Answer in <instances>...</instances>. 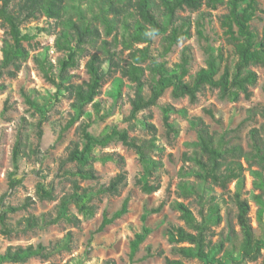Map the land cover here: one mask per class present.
<instances>
[{
	"label": "rangeland",
	"instance_id": "obj_1",
	"mask_svg": "<svg viewBox=\"0 0 264 264\" xmlns=\"http://www.w3.org/2000/svg\"><path fill=\"white\" fill-rule=\"evenodd\" d=\"M67 1L75 20L83 19L97 26L101 34L93 42L83 45L84 49L79 56L78 64L69 70L73 74L72 80L81 83L89 79L86 63L95 53L100 54L102 58L107 57L105 47L109 45L104 44L105 40L116 43L111 48L115 53V59L120 65L126 64L130 59V50L123 48L122 41L124 37H129L130 31L124 28L123 23H118L113 33L108 35L106 24L98 18L103 0ZM259 4L261 10L256 11L251 23L258 38L264 39V0H259ZM227 12L226 3L216 9L203 5L198 10L186 8L178 11L180 18L177 23L187 18L191 22L189 29L191 35L181 38L172 46L171 51L161 58L165 61L170 74L181 73L180 64L183 62L185 48L189 61L186 65L187 73L183 76L184 81H192L200 68L208 65L210 57H214L219 65L220 71L217 77L223 73L227 65L234 68L238 56L235 45L226 33L221 20ZM109 16L114 15L110 13ZM129 21L133 22L132 19ZM20 26L22 33L30 36L29 40L24 41V44L30 48V56L22 64L23 67L17 76L2 78L6 89L0 90V195L7 194L5 201L13 205L25 203L28 197L31 198L32 203L10 214V222L16 223L15 221L30 214L41 215L51 212L56 215L61 197L72 191L71 183L76 178L81 186H90L95 190L108 186L116 174L123 170L127 172V179L118 194L99 193L95 197L93 203L97 209L90 217H85L75 204H71V213L81 219L79 226L60 221L46 228H35L10 237L0 233V253L9 245L31 243L49 245L63 239L69 233L71 237L70 248H64L49 258L33 257L24 263L7 264H167L168 258L182 260L184 264H202L197 258H186L178 253L175 249L177 244L170 238L174 226L187 227L181 218V212L172 206L174 200L184 201L201 219L202 205L199 199L196 195L187 198L181 196L178 186L182 180H195L194 177L183 176V171L194 166L193 162L185 161V154H191L194 150L189 142L198 139L197 131L189 123V117H202L217 140L224 136L228 145L238 144L246 151L251 150V129L260 128L264 137V66H252L258 73V80L251 86L250 98L242 96L236 102L223 99L219 96L218 89L207 85L199 92L197 100L192 101L189 96L176 98L171 86L166 89L156 105L139 112L136 118L129 119L134 89L129 85L128 78L123 77L122 96L118 100L114 99L110 94L113 80L122 76V73L119 68H112L107 61L102 68L109 74L101 93L96 97L100 103V111L97 112L93 104L87 105L91 114L81 117L70 128L64 130L71 119L73 109L70 106L72 99L68 95H62L58 101L53 102V106L48 111L47 118L42 124L43 135L39 139L40 113L27 105L22 90L28 91L40 100L44 95L53 94L56 86L46 79L37 66L34 55L40 51H47L49 59L54 63V70L57 71L58 61L66 56V52L56 46V38L61 28L54 19L40 14L36 19L25 21ZM4 36V28L0 26V60ZM146 45L150 46L153 57L160 58L164 50V35L153 36L150 43L133 44L134 48H143ZM143 65L146 69L145 93L149 95L152 84L156 83L155 73L151 68L154 64L149 59ZM166 106L175 108L170 114V121L177 128V133L170 131L165 123ZM181 109L187 111V116L179 112ZM250 109L252 111H249ZM144 121L151 122L155 129L147 128L143 124ZM84 122H91L88 131L97 137L107 126L116 125L119 129H127L131 136L140 140L154 139L158 149L150 151L149 154L162 165L151 178V182H159L160 188L152 193L142 190L137 179L143 175L144 164L134 149L125 146L119 140L94 148L95 158L91 166L95 169L97 178L82 179L72 175L70 170L76 169V163L65 160L73 143L77 142L80 147L83 146L81 126ZM19 135H22L24 145L23 152L19 156L18 168H15L13 150ZM105 153L119 154L124 158V162L121 163L119 160L104 162L101 157ZM242 161L247 166V163ZM11 173H15L18 179H21L14 189H10L8 183ZM245 174L246 184L242 190V198H247L249 201V210L245 219L241 217V209L235 196V182L229 183L227 188L213 183L208 184L205 214H209V199L216 200L221 207V220L212 226L209 236L212 244L221 241L224 243L223 249L217 253L218 257L226 253L238 257L244 238V221L257 237L264 239V228L258 221L259 204L253 197L254 194L260 193V190L255 188L254 179L249 171ZM38 182L44 183L47 188L52 186L55 199L40 198L37 191ZM126 198H129L128 212L115 219L102 231H97L105 214L111 216L119 210ZM158 207L161 209L154 211ZM145 226L151 229V233L140 245L134 260H131V242L136 233L141 232ZM231 264L237 263L231 262ZM243 264H264V251L256 261H245Z\"/></svg>",
	"mask_w": 264,
	"mask_h": 264
},
{
	"label": "trees",
	"instance_id": "obj_2",
	"mask_svg": "<svg viewBox=\"0 0 264 264\" xmlns=\"http://www.w3.org/2000/svg\"><path fill=\"white\" fill-rule=\"evenodd\" d=\"M227 4L228 12L221 20L226 33L231 37L235 51L238 56L236 64L232 69L226 66L223 73H219V65L214 57H210L208 65L200 68L192 81H184L183 76L187 73L186 65L189 61L187 48L183 55V62L180 64V74H170L166 68L165 61L161 60L167 55L174 44L181 38L191 35V22L183 18L180 23L177 20L178 11L182 9L198 10L203 5L212 9L219 5ZM244 3L246 5L244 6ZM108 6V7H106ZM69 2L67 0H0V26L4 28L5 36L1 47L2 58L0 60V90L6 89V84L2 81L4 76L15 77L22 69V64L30 56V48L24 44L30 36L21 31L22 23L36 19L40 14L50 19H54L60 25V31L56 38V46L59 50L65 51L66 56L59 59L58 70L55 71L54 63L49 59L48 52L40 51L34 55L37 66L42 70L46 79L56 86V91L51 95H44L41 100L34 97L28 91L22 90L25 101L30 108L40 113L38 121V138L43 135L42 124L47 118V113L53 106L54 101H58L62 95H68L71 99L73 113L64 130L70 128L81 117L90 115L87 105L93 104L100 111V103L96 97L101 93L103 84L107 79L108 72L102 68L105 62H109L112 68L120 69L122 76L115 77L110 94L115 100L122 96L124 86L123 77L128 78L130 86L134 89V96L131 99L132 109L129 119L136 118L138 113L148 109L158 103L160 97L167 88L173 86V95L176 98L189 96L192 101H196L199 92L209 85L218 89L219 96L233 102L238 101L242 96L250 98L252 96L251 86L258 80V73L252 66H264V39H259L257 32L252 28L251 21L256 15V11L261 10L259 0H103L101 12L98 18L106 24L108 35L116 29L118 23H123L124 28L129 30V37H124L123 48L130 50V59L126 64L120 65L115 59V53L111 50L116 43L104 41L107 48V57L102 58L95 53L87 61L86 66L89 79L76 83L72 80L73 74L70 68L78 64L79 56L84 49L83 45L93 42L101 36L99 28L83 19L75 20L70 13ZM105 8V9H104ZM113 13V17L109 14ZM132 19V23L129 21ZM170 32L168 33V31ZM50 31V30H49ZM164 35V50L160 58L153 57L150 46L134 48V43H150L153 36ZM117 37L115 38V40ZM114 40V39H113ZM76 42L75 44H73ZM151 59L152 70L155 73L156 83L152 84V91L149 95L145 93V66L144 62ZM175 111L172 106L164 108V120L170 131L178 132L175 125L170 121L171 112ZM249 111H252L250 109ZM187 116L185 109L179 110ZM189 123L197 131L198 139L189 142L194 150L191 154H185L186 162H193L194 166L183 171V176L194 177L195 180H182L178 185L180 195L187 198L196 195L202 208L199 219L184 201L174 200L172 206L181 212V218L185 221V226H174L171 231V240L177 244L176 251L186 258H197L202 264H243L245 261H256L264 251V239L257 237L252 228L244 221V238L239 248L238 257L231 256L230 253L218 257L224 243L221 241L212 244L209 236L212 226L221 220L220 204L216 200L209 199V214H205L204 206L208 196V184L213 183L219 187L227 188L229 183H236L235 196L241 209V217L249 210V201L242 198V190L246 184V171L254 179L255 188L260 193L254 194V198L259 204L258 221L264 228V137L260 128H252L250 131L252 143L251 150L246 151L241 145H228L225 137L216 139L210 126L200 116L189 117ZM143 124L149 129L155 126L148 121ZM91 122H84L81 126V133L84 139L83 146L73 143L70 147L66 162H75L76 169L70 170L71 174L82 179L97 178L95 169L91 166L94 160V148L96 146H106L114 140L121 141L125 146L134 149L140 156L144 164V172L137 179L138 185L143 191L152 193L160 188L159 182H151V178L161 167V162L152 158L150 151L158 149L154 139H138L131 136L127 129H119L116 125L107 126L97 137L88 131ZM23 137L19 135L13 150V162L18 168L19 156L23 152ZM118 157V158H117ZM104 162L108 160H119L124 162V158L115 153H105L102 155ZM244 160L247 166L244 165ZM184 169V168H183ZM127 172L121 171L111 180L108 186L95 190L88 186L79 184L76 178L72 181V191L63 195L57 206V213L51 212L41 215L30 214L22 217L16 223L10 222V214L31 205L30 197L26 202L13 205L5 201L7 194L0 195V233L5 236L26 233L35 228H46L60 221H67L79 226L81 219L71 213L70 206L75 204L79 212L85 217L95 214L97 206L93 203L99 193L118 194L126 183ZM21 179L15 173H11L9 188L14 189ZM37 191L42 199H55L54 188H47L44 183L38 182ZM129 198H126L122 207L111 216L105 214L102 223L97 231H102L115 219L128 212ZM161 207L154 209L159 211ZM146 218V215L144 216ZM151 229L147 226L141 232L136 233L131 242V260H134L140 245L147 239ZM70 233L61 240H57L49 245L43 243L28 245H9L4 252L0 253V264L24 263L33 257L49 258L54 253L64 248H70ZM188 243V245H181ZM167 264H184L182 260L167 259Z\"/></svg>",
	"mask_w": 264,
	"mask_h": 264
}]
</instances>
